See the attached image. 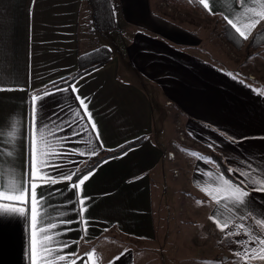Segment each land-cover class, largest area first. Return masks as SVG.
<instances>
[{"label":"crops","instance_id":"crops-1","mask_svg":"<svg viewBox=\"0 0 264 264\" xmlns=\"http://www.w3.org/2000/svg\"><path fill=\"white\" fill-rule=\"evenodd\" d=\"M237 4L238 0H210L216 13L210 17L221 21L228 14L231 18L237 12ZM114 5L117 26L103 33L114 31L116 40L109 37L100 42L96 39L100 32L91 30L93 12L88 0H0V87L24 89L0 91V147L11 145L14 122H18L16 128L21 133L14 147L5 149L0 182L15 188L28 160L29 149L23 133L30 111V93L42 95L54 91L55 86L66 87L59 82L86 66L84 56L107 47L111 59L97 67L98 70L90 71L91 75L84 79L77 78L79 95L87 98L86 103L90 101L88 111L107 149L115 151L129 144L126 142L142 137L145 140L131 147L122 158L103 164L82 186L80 197L92 198L82 206L87 209L83 218H90L83 239L79 225H60V212L66 211L67 218L76 219L73 211L76 206L65 201L77 199L74 195L77 190L57 193L51 198L56 208L46 211L51 213L52 222L59 225L62 233L59 239L69 243L79 241V245L72 243L64 251L78 250L83 256L96 249L95 264H110L127 249L115 264H151L144 263L150 253L143 251L144 246L139 247L137 242L157 239L155 198L166 205V198L174 194L179 199V213L163 215L161 227L174 229L178 253H183L188 264L205 261L229 264L235 259L236 248L230 240L243 237L225 239L209 217L218 216L222 211L225 220L236 216L224 211L222 205L217 206L202 191L204 187L213 191V186L198 170L216 172L217 165L190 153L209 157L212 151L221 155L228 167L242 166L247 160L264 168V163H260L264 160V95L254 90L264 93L261 77L264 47L248 59H253L256 67L253 71L256 78L251 79L247 73L214 58L213 52L191 30L155 15L159 11H154L151 0H114ZM247 6L259 10V5L252 4L251 0ZM239 14L241 19L237 23L242 27L246 16L243 11ZM260 29H264V21L252 30L249 38ZM229 73L240 75L233 78ZM52 82H56L55 86ZM68 98V93L44 96L37 102L43 106L41 115L47 117ZM167 101L172 104L167 105ZM168 118L174 132L175 119L183 121L189 141H180L176 136L168 146L164 128ZM229 136L248 139L232 143ZM78 139L87 141L89 137L84 135ZM34 140L38 160L42 158L41 147L46 154L65 147L56 142L49 149L41 145L38 135ZM68 147L89 146L78 143ZM101 156L100 151L92 159ZM74 159L79 161L81 171L92 167L93 163L86 157ZM9 161L18 171L13 170ZM174 170H178V175ZM66 186L67 182L57 183L52 190H63ZM48 190L45 185L44 191ZM248 199L257 215L264 214V192H250ZM7 203L23 206L12 201ZM37 210L39 216V206ZM68 227L74 230L64 233ZM39 236L37 232V264L41 259ZM27 248L28 226L24 218L0 214V264H29ZM250 264H264V261L255 260Z\"/></svg>","mask_w":264,"mask_h":264},{"label":"snow or ice","instance_id":"snow-or-ice-1","mask_svg":"<svg viewBox=\"0 0 264 264\" xmlns=\"http://www.w3.org/2000/svg\"><path fill=\"white\" fill-rule=\"evenodd\" d=\"M249 0H238L237 12L235 14L223 15V19L229 26L231 31H234L243 41H247L253 29L264 21V0H251L254 5H259V10L255 6H247ZM199 4L204 9L208 10L210 14L213 12L210 6V0H199ZM246 16V21L241 27L237 21L241 19L240 12ZM115 13L113 12V15ZM264 35V32L261 33ZM98 69L94 68L93 71ZM86 75H91V72L85 69L79 79H84ZM233 78H238L239 73H229ZM65 79V78H62ZM79 79L73 78L72 81L65 79L66 87L55 86L56 82H52L55 86L54 91L44 92L42 95H36L34 92L30 93L29 103L30 111L28 113L27 128L25 129L24 137L28 145V160L25 163L23 171L20 172L18 178V185L15 188H9L3 182H0V200L6 201L0 203V214H13L19 215L24 218L28 226V248L27 255L29 264H37L35 250L37 232L40 233V252L41 259L39 264H77L81 261L82 264H95L97 257L96 249L91 252L85 253L81 256L77 251L65 252L67 248H71L72 243L79 245V241L61 240L59 237L62 235L59 230V225L51 220V213L46 210L52 208L55 210L56 206L51 203V198L57 193L63 194L64 191H72L76 189L74 195L77 196L75 200H67L66 204L75 205L73 211L76 213V219L67 218V212H60L59 215L60 225H79L81 232V239L87 234V229L90 226V218L84 219L83 212L87 211L82 206L86 201L91 200V197H80L79 193L82 192V186L88 181L92 175L103 164L108 163L112 159L122 158L127 155L130 148H125L124 151L119 152L116 156H109L104 160L98 161L94 166L89 167L83 171L79 168V161L74 158L77 156L86 157L91 161L93 156L99 154L100 151H114L107 149L103 141L99 137V131L95 122L91 119V113L88 111V103L86 97L82 98L79 95L77 84ZM5 90H24L22 88H5L0 87V91ZM258 94L264 95L259 89H254ZM56 93H68L69 98L65 103L58 104L56 109L52 111L47 117L41 115L43 112L42 104H38L44 96L55 95ZM70 113V115H69ZM14 122L12 127L11 145L0 147V165L5 163V149L14 147L15 141L21 135L16 128ZM69 129L71 131H69ZM63 133V135H60ZM221 135L226 133L221 132ZM38 135L41 145H47L51 149L56 142H61L65 145L59 151H48L45 153L43 147L40 148L41 159L36 157V147L34 137ZM88 135L87 141H81L78 138ZM232 143H241L248 137H241L237 140L235 137H228ZM139 139V138H137ZM86 143L89 147L85 149L68 147L70 144ZM130 143V142H126ZM212 147V145H209ZM193 157L205 161L206 163H215L210 157L203 156L196 152L190 153ZM7 155H11V151H7ZM11 164L14 171V163ZM260 163H264L261 160ZM200 174L208 178V183L213 186V191H209L207 187L202 188L211 200L217 206H223V210L230 214H235L236 219L225 220L223 219V211L217 216L214 214L210 219H213L216 226L224 233L225 239L231 237H240L242 239L230 240L231 243L236 245L233 251L235 259L230 261L229 264H250L251 261L261 260L264 261V214L257 215L251 208L252 201L248 199L250 192L259 191L264 192V168L259 165H253L250 161H243V165H230L225 168L223 172L211 170H198ZM228 175L225 176L224 173ZM75 177V179H74ZM67 182L65 189L52 190V186L57 183ZM199 183V182H198ZM45 185L48 191H44ZM40 188L38 192L37 189ZM7 201L15 202L17 205L11 206ZM202 204L203 201H197ZM41 214L38 216V208ZM238 219L239 222H236ZM251 221V223H248ZM55 230V231H51ZM74 229L68 227L64 228V233ZM107 231V229H104ZM127 253H121L116 256L110 264H115L121 256ZM204 264H223L217 261H205Z\"/></svg>","mask_w":264,"mask_h":264},{"label":"rangeland","instance_id":"rangeland-1","mask_svg":"<svg viewBox=\"0 0 264 264\" xmlns=\"http://www.w3.org/2000/svg\"><path fill=\"white\" fill-rule=\"evenodd\" d=\"M154 11H159L166 19L172 23H176L179 26L188 28L191 30L195 36H197L198 41H202L201 44L211 50L214 54V58L219 59L223 63L227 64L233 69L241 70L248 74V77L254 76L256 70L254 66L255 61L245 60V52L241 51L239 53L234 52L229 44H227L219 34L218 21L210 16H205L198 9L186 10L173 6L167 2V0H151ZM156 11V12H157ZM115 32L99 33L96 39L100 42H105L109 37L110 40L115 39ZM111 35V36H110ZM262 80L264 81V74ZM252 79V78H251ZM258 79H261L258 76ZM166 127L165 132L168 137V146L172 141L176 140V132L172 129L170 118L165 121ZM158 130V127H157ZM172 147V146H171ZM169 185V184H168ZM172 192V191H171ZM173 193V192H172ZM167 199V203L162 204L155 198V213H156V223H157V239L151 241H141L137 242L139 247H143V251L150 253V257L147 256L144 263L150 262L151 264H188L187 259H185L183 253H178L177 245H174V239L176 237L173 228L161 227V220L165 214H178L179 213V199L174 197V194ZM165 199V200H166ZM142 243V245H141ZM186 249L188 246L186 245ZM158 253V254H157ZM153 257L154 259H151ZM149 258V259H148Z\"/></svg>","mask_w":264,"mask_h":264},{"label":"trees","instance_id":"trees-1","mask_svg":"<svg viewBox=\"0 0 264 264\" xmlns=\"http://www.w3.org/2000/svg\"><path fill=\"white\" fill-rule=\"evenodd\" d=\"M89 5L93 12L92 26L91 30L96 32H106L116 28L117 26V18L115 13V5L114 0H88ZM167 2L173 6L186 9L188 11L193 9H198L205 16H211L202 5L199 4V0H167ZM113 12L115 13L113 15ZM160 18L166 19L164 15L161 13H155ZM219 26V34L221 38L231 46L234 52L239 53L241 51L245 52V60H248L251 56H253L258 50L264 47V35H261L264 32V29H260L256 31L247 41L241 40V38L234 32L231 31L229 26L226 24V21L222 19L218 21ZM82 59V57H81ZM111 59V51L107 47H100L90 54L84 56V62L86 63L85 67H80L77 73H75L72 77L67 79L68 81H72L73 78H79L82 73H84L85 69L88 71H92L94 68L100 67L105 64L107 61ZM60 84L66 85L65 81L59 82ZM145 140L144 137L139 138L127 145H124L125 148H131L133 146H137ZM125 148H119L115 151H101V157H95L91 159L92 166H94L98 161L104 160L109 156H116L119 152L125 150ZM208 156L212 161H215L216 165H219V170L221 172L224 171L225 168L228 167L224 158L221 155L216 154L215 152H209ZM225 176L228 174L225 172Z\"/></svg>","mask_w":264,"mask_h":264},{"label":"built area","instance_id":"built-area-1","mask_svg":"<svg viewBox=\"0 0 264 264\" xmlns=\"http://www.w3.org/2000/svg\"><path fill=\"white\" fill-rule=\"evenodd\" d=\"M250 78L255 79L254 76H250ZM166 104L170 105V104H172V101H167ZM175 128H176V135L180 139V141H183V142L189 141V138H188L187 132H186V128H185L183 121L181 119H179V118L175 119ZM169 157L170 158L173 157L172 152L169 153ZM174 173L176 175H178V170H174Z\"/></svg>","mask_w":264,"mask_h":264}]
</instances>
